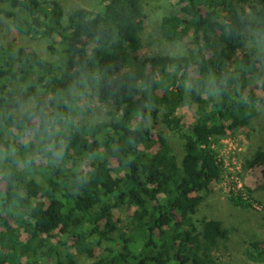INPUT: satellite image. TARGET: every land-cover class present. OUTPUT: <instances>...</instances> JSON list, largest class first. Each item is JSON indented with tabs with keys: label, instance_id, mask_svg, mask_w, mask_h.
<instances>
[{
	"label": "trees",
	"instance_id": "16d2710c",
	"mask_svg": "<svg viewBox=\"0 0 264 264\" xmlns=\"http://www.w3.org/2000/svg\"><path fill=\"white\" fill-rule=\"evenodd\" d=\"M44 1L0 0V21L56 56L0 41V264H226L231 230L194 216L222 180L215 144L256 115L247 45L264 44V0H177L158 30L170 44L192 38L183 56L146 54L145 0H103L67 22ZM84 99L109 120L78 121ZM150 122L183 142L181 158ZM244 168L264 191V144ZM253 194L229 200L248 210ZM247 245L249 264H264V242Z\"/></svg>",
	"mask_w": 264,
	"mask_h": 264
},
{
	"label": "rangeland",
	"instance_id": "374dc122",
	"mask_svg": "<svg viewBox=\"0 0 264 264\" xmlns=\"http://www.w3.org/2000/svg\"><path fill=\"white\" fill-rule=\"evenodd\" d=\"M45 1L58 2L64 10L65 21L67 22V16L78 8L88 12H97L101 8L103 0ZM176 2L177 0H145L143 7L148 21L142 40L147 55L183 56L187 54L189 48H194L192 38H188L182 44H170L160 37L159 21L164 16L177 12ZM0 25V41L9 45H28L48 61L56 59V56L48 50L49 43L47 41L26 39L12 31L4 22L0 21ZM251 47L258 48V55L255 56V60L259 64L257 77L253 78L250 85L247 86L246 94L249 90L254 92L256 115L248 128L240 129L233 136L224 137L215 144L218 155L224 162L222 180L212 185L194 216V221L197 223L203 219H213L220 221L225 228L231 230L230 241L219 254L220 260L226 264H249L245 256L247 244L252 241L264 242V191L258 188L257 176L244 168L246 160L264 144V44L262 41L255 45L249 42L247 48L250 49ZM81 105L86 114L80 115L78 121L81 120L86 124L93 125L109 120V106L86 99L81 102ZM30 106H32V102L28 103L24 109ZM178 115L181 117L185 128L192 125V113L187 107L179 109ZM149 126L154 127V138H156L157 131L164 132L179 158L182 157L183 142L178 137L164 127L151 122ZM246 189L254 191L253 197L258 204H254L253 208L248 210L234 207L229 198L240 193H243L242 196L245 197ZM116 216L118 217L119 214ZM77 260V264L91 263L85 257H78Z\"/></svg>",
	"mask_w": 264,
	"mask_h": 264
}]
</instances>
